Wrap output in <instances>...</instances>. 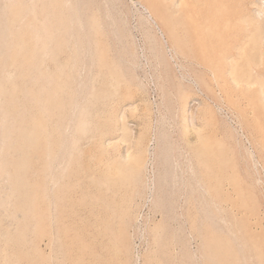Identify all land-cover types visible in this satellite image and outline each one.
<instances>
[{
    "label": "rangeland",
    "instance_id": "rangeland-1",
    "mask_svg": "<svg viewBox=\"0 0 264 264\" xmlns=\"http://www.w3.org/2000/svg\"><path fill=\"white\" fill-rule=\"evenodd\" d=\"M81 3L101 31L78 69L93 126L64 187L70 230L51 248V226L1 216L0 264H222L214 244L237 242L264 264V90L243 94L224 70L240 8L205 60L192 0Z\"/></svg>",
    "mask_w": 264,
    "mask_h": 264
},
{
    "label": "bare ground",
    "instance_id": "bare-ground-1",
    "mask_svg": "<svg viewBox=\"0 0 264 264\" xmlns=\"http://www.w3.org/2000/svg\"><path fill=\"white\" fill-rule=\"evenodd\" d=\"M81 1L0 0V217L15 223L32 220L28 231L40 224L51 226V248L70 230L64 187L80 160L77 136L87 135L93 126L85 97L89 85L79 80L78 69L80 64L84 68L85 51L100 44L101 30ZM238 8L236 44L224 70L236 72L241 93H262L264 0H192V38L207 60L208 47L223 42L233 30ZM98 57L97 67L105 68ZM92 237L83 236L82 244ZM212 253L222 264H248L238 242L236 252L214 244Z\"/></svg>",
    "mask_w": 264,
    "mask_h": 264
}]
</instances>
